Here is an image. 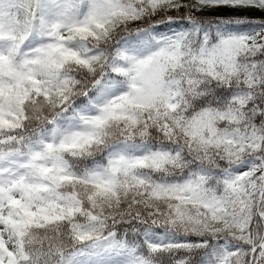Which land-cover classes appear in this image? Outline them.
Wrapping results in <instances>:
<instances>
[{"label":"snow or ice","instance_id":"snow-or-ice-1","mask_svg":"<svg viewBox=\"0 0 264 264\" xmlns=\"http://www.w3.org/2000/svg\"><path fill=\"white\" fill-rule=\"evenodd\" d=\"M0 264H264V0H0Z\"/></svg>","mask_w":264,"mask_h":264}]
</instances>
